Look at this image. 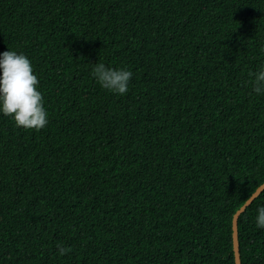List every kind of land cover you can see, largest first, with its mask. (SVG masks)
Segmentation results:
<instances>
[{
  "label": "trees",
  "instance_id": "trees-1",
  "mask_svg": "<svg viewBox=\"0 0 264 264\" xmlns=\"http://www.w3.org/2000/svg\"><path fill=\"white\" fill-rule=\"evenodd\" d=\"M262 48L264 0H0V52L31 61L48 113H0V264H235L264 183ZM261 206L241 264H264Z\"/></svg>",
  "mask_w": 264,
  "mask_h": 264
},
{
  "label": "clouds",
  "instance_id": "clouds-1",
  "mask_svg": "<svg viewBox=\"0 0 264 264\" xmlns=\"http://www.w3.org/2000/svg\"><path fill=\"white\" fill-rule=\"evenodd\" d=\"M91 75L102 88L119 95L127 93L132 77L130 71L108 68L104 63L93 64ZM249 75L254 77L251 81L253 92L264 93V66ZM38 84L31 61L24 54L9 50L0 52V113L11 117L18 128L39 131L48 123ZM256 226L264 229V206L257 209ZM57 249L61 256L71 252V248L62 244H58Z\"/></svg>",
  "mask_w": 264,
  "mask_h": 264
},
{
  "label": "water",
  "instance_id": "water-1",
  "mask_svg": "<svg viewBox=\"0 0 264 264\" xmlns=\"http://www.w3.org/2000/svg\"><path fill=\"white\" fill-rule=\"evenodd\" d=\"M264 190V183L256 188V190L250 195L245 203L234 213L232 219V231H233V248L235 255V264H241L239 253V241H238V219L240 214L258 197V195Z\"/></svg>",
  "mask_w": 264,
  "mask_h": 264
}]
</instances>
